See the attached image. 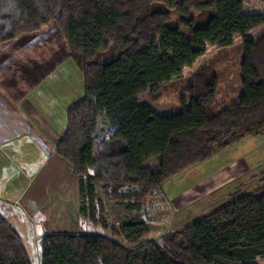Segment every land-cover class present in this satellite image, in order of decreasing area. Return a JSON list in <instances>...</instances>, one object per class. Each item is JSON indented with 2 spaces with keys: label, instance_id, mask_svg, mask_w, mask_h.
I'll return each instance as SVG.
<instances>
[{
  "label": "trees",
  "instance_id": "obj_1",
  "mask_svg": "<svg viewBox=\"0 0 264 264\" xmlns=\"http://www.w3.org/2000/svg\"><path fill=\"white\" fill-rule=\"evenodd\" d=\"M131 3L0 0V42L49 21L60 25L83 74L84 94L68 108L55 152L78 177L80 213L110 231L109 236L43 233L38 264H254L264 256V184L236 193L181 231L139 244L147 231L144 220L116 229L94 217L95 203L102 208L97 183L110 196H134L129 207L138 208L142 198L218 147L264 132V34L257 39L248 34L264 23V13L245 12L241 0H144L129 8ZM235 40L240 45L234 54L199 63L175 88L178 112L160 115L140 102L181 78L207 50ZM231 66L238 68L237 100L215 110L218 83ZM156 155L159 162L146 167ZM125 186L134 189L121 191ZM118 234L135 245L118 242ZM0 264H32L1 212Z\"/></svg>",
  "mask_w": 264,
  "mask_h": 264
},
{
  "label": "rangeland",
  "instance_id": "obj_2",
  "mask_svg": "<svg viewBox=\"0 0 264 264\" xmlns=\"http://www.w3.org/2000/svg\"><path fill=\"white\" fill-rule=\"evenodd\" d=\"M142 1L144 0H132L128 6L131 8L134 5H140ZM241 1L245 12L264 13V0ZM167 11L170 12L168 14L171 20L177 22L176 15L170 10ZM249 34L255 39L264 34V23L252 28ZM67 45L60 25L54 20L42 24L34 32L0 42V153H53L52 141L59 140L61 129L63 126L66 127L64 114L67 112L62 110L67 101L72 98V94L70 96L69 93L80 91L81 94L82 90V74L80 72L76 78L77 67L71 60ZM239 45V41L235 40L231 46L207 50L192 68L183 70L181 78H174L166 89L152 96L143 97L140 102L149 104L160 115L178 112L180 105L175 88L183 84L184 79L193 72V68L213 58L230 56ZM234 62L237 65L236 59L232 61ZM234 67L231 66L230 71L223 74L226 79L218 83L216 101L212 105L215 110L222 108L226 102L232 103L237 100V78L234 77ZM73 68L75 69L72 73L73 79L71 78V84L68 85L65 79H68ZM227 74L229 76H226ZM226 83L227 86H225ZM40 118H44L47 126L40 125L39 121L42 123ZM53 129L57 133H53L50 140L48 132ZM238 140L240 142H237L236 146L231 145L229 149L221 150ZM230 144L215 150V152L218 149V152L224 151L222 156L216 153L207 161L164 182L159 190L142 198L138 208L129 207V204L134 201V196L131 197L127 192L123 197L113 192L110 196L103 184L97 183L96 196L97 200L102 202V208L100 209L97 202L95 203L96 221L102 219L106 222L107 228L112 226L119 229L129 221L142 219L146 222L147 231L135 243H144L160 239L168 232L181 231L190 223L213 211L222 202L231 201L235 197L227 192L234 191L235 188L240 195L262 186L264 184L262 178L264 176V132L249 138L237 139ZM232 159L239 162L243 160L250 166H255L249 168L223 191L218 189L206 194L204 190L189 189L198 179L213 174ZM159 160L160 156L156 155L146 160L144 165L152 169ZM259 163L261 164L258 165ZM132 189H134L132 186H125L121 191L132 192ZM82 219L89 221L81 226L83 230L100 234L105 231V234L110 235L109 229L104 230L100 226H95L89 217L82 215ZM114 239L128 248L135 245L129 243L122 234L115 235ZM29 242L32 240H28V244ZM36 258L35 248L34 253L30 254L32 264H37ZM261 259L256 258L252 262L264 263Z\"/></svg>",
  "mask_w": 264,
  "mask_h": 264
},
{
  "label": "crops",
  "instance_id": "obj_3",
  "mask_svg": "<svg viewBox=\"0 0 264 264\" xmlns=\"http://www.w3.org/2000/svg\"><path fill=\"white\" fill-rule=\"evenodd\" d=\"M234 69V77L237 78V66ZM73 72H75L74 68L71 69L68 79H65L68 85L71 84L73 79ZM80 72L77 67L76 78H78ZM226 76L229 75L227 74ZM224 78L222 77L221 80ZM81 84V94L80 91H70L69 95L71 96L72 94V98L67 101L62 111L67 112L73 103L83 97V74ZM227 85L226 83L225 86ZM234 87H236V84H234ZM228 103L230 102H226L224 105ZM64 116V125L66 126V114ZM43 119L40 118L42 121V123L39 121L40 125L47 126L46 121ZM64 130L65 127L63 126L60 137ZM53 133L55 134L57 131L53 129L48 132L50 140ZM60 137L58 138L60 139ZM57 141L58 139L52 141L53 153H0V212L6 223L19 235L29 258L36 248L37 264L40 257L39 238L43 233H94L87 232L81 227L84 223H89V221L83 220L79 211L78 177L71 172L68 162L55 152ZM237 142L239 143L240 140L221 148V150L229 149L231 145L236 146ZM218 150L212 156L216 153L218 156L224 154V151L218 152ZM254 166H250L243 160L239 162L232 159L229 163L218 168L213 174L206 178L198 179L189 189L204 190L206 194L218 189L223 191L226 186L235 182L238 177L246 173L249 168H254ZM227 193L233 196L236 193L238 194V189L235 188L234 191ZM101 234H105V231ZM30 239L32 242L28 244ZM258 258L264 260V256Z\"/></svg>",
  "mask_w": 264,
  "mask_h": 264
}]
</instances>
